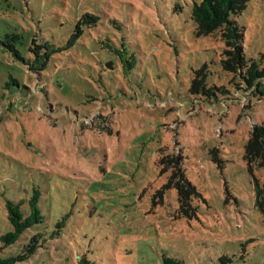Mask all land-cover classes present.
Returning a JSON list of instances; mask_svg holds the SVG:
<instances>
[{
  "label": "rangeland",
  "instance_id": "1",
  "mask_svg": "<svg viewBox=\"0 0 264 264\" xmlns=\"http://www.w3.org/2000/svg\"><path fill=\"white\" fill-rule=\"evenodd\" d=\"M193 1L0 0V235L6 201L33 187L44 214L2 257L38 232L14 264H264V167L243 158L264 126V80L248 87L222 66L224 42L197 35ZM86 13L97 21L38 70L29 47L59 49ZM234 19L263 67L264 0ZM174 159L196 191L185 213Z\"/></svg>",
  "mask_w": 264,
  "mask_h": 264
},
{
  "label": "trees",
  "instance_id": "2",
  "mask_svg": "<svg viewBox=\"0 0 264 264\" xmlns=\"http://www.w3.org/2000/svg\"><path fill=\"white\" fill-rule=\"evenodd\" d=\"M248 0H197L193 1L191 7V18L196 24L197 35H216L223 42L222 51L223 59L222 66L232 72L234 76L241 75L243 81L248 87L257 86L261 80H264V66L260 67L259 63L250 60L247 61L244 57L242 40L244 36V28L239 25L234 17L242 12L247 5ZM91 18L90 22L87 18ZM97 15L86 13L82 15L70 33L65 44L56 48L54 44L47 42L43 44H35L29 47L30 51L36 54L34 62L38 70L46 67L50 54L58 52V50L69 49L80 38L83 33V25L95 23ZM34 43V42H33ZM44 49L42 56L39 50ZM49 49V50H48ZM42 52V51H41ZM118 52V51H117ZM39 58H42L39 61ZM203 77L196 76L191 81V91L197 90L203 85ZM243 158L247 162L249 168L251 166L264 167V126L255 124L249 131V136L244 144ZM172 159V158H170ZM169 159V160H170ZM213 160L217 161V157L213 156ZM171 176L168 185L176 188L178 192L179 210L182 213L191 209L189 204V195L196 192L195 188L189 183L184 176L179 163L174 159ZM177 177V178H176ZM263 189L258 184H255V199L256 204L260 207L263 205L262 198ZM42 198L41 191L33 187L31 192L24 197H19L17 200H7L6 210L7 218L11 225V230L0 235V252L5 245L14 243L25 231L31 227L42 223L44 214L42 212L40 201ZM41 233H31L29 241L26 243L24 250L17 256L2 257L0 255V264H14L17 260L28 258L38 246V237ZM162 264H183L181 260L174 257H163Z\"/></svg>",
  "mask_w": 264,
  "mask_h": 264
}]
</instances>
